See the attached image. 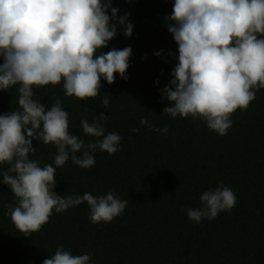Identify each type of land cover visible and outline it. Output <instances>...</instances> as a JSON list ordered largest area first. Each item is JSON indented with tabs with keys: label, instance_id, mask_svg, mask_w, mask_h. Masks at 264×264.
I'll return each instance as SVG.
<instances>
[{
	"label": "trees",
	"instance_id": "16d2710c",
	"mask_svg": "<svg viewBox=\"0 0 264 264\" xmlns=\"http://www.w3.org/2000/svg\"><path fill=\"white\" fill-rule=\"evenodd\" d=\"M173 3L113 0L120 15L130 16L133 34L128 38L118 29L103 51L132 48L127 79L117 74L112 85L102 81L100 94L87 100L66 96L62 84L33 89L46 109L61 101L70 134L85 143L97 138L83 132L81 120L91 123L101 113L108 116L101 122L106 133L121 136L118 151L97 150L91 168L71 159L57 168L56 194L115 192L128 201L125 211L110 223L93 224L85 202L53 212L40 231L25 236L7 214V205L15 207L17 200L0 175V264H43L60 246L73 255L90 254V264H264V89L247 110L232 116L233 126L223 136L201 120L164 115L169 105L162 89L178 63V46L164 23ZM17 87L0 92V114L19 109ZM141 119L155 128L167 126V134L141 125ZM33 147L29 159L55 167L54 144L33 141ZM9 167L0 165V174ZM221 185L235 193L231 211L191 221L188 209L202 207L201 195Z\"/></svg>",
	"mask_w": 264,
	"mask_h": 264
},
{
	"label": "clouds",
	"instance_id": "9594fccd",
	"mask_svg": "<svg viewBox=\"0 0 264 264\" xmlns=\"http://www.w3.org/2000/svg\"><path fill=\"white\" fill-rule=\"evenodd\" d=\"M164 23L178 46V63L162 89L169 105L164 115L201 120L209 130L226 135L232 116L247 110L256 92L264 89V0H174ZM133 27L130 16L113 7V0H0V92L18 86L19 93V109L0 114V165L10 166L0 175L17 200L15 207L7 205V214L25 236L40 231L53 212L85 202L93 224L110 223L125 211L128 201L115 192L56 194L57 168L71 159L89 169L97 150L110 155L118 151L121 136L106 133L101 122L108 116L101 113L91 123L81 120L83 132L97 138L85 143L70 134L69 114L61 101L57 98L46 109L33 98V89L62 84L66 96L87 100L100 94L102 81L112 85L117 74L127 79L132 48L103 50L118 29L131 38ZM155 55L162 56V51ZM102 103L110 106L108 94ZM140 123L168 132L167 126L155 128L146 119ZM33 141L56 146L55 167L29 159L36 151ZM200 200L202 207L187 211L195 223L231 211L236 196L221 185ZM90 260V254L73 255L60 246L43 264Z\"/></svg>",
	"mask_w": 264,
	"mask_h": 264
}]
</instances>
